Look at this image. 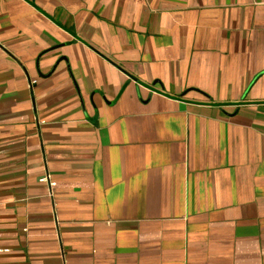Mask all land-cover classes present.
Instances as JSON below:
<instances>
[{
  "label": "crops",
  "instance_id": "obj_1",
  "mask_svg": "<svg viewBox=\"0 0 264 264\" xmlns=\"http://www.w3.org/2000/svg\"><path fill=\"white\" fill-rule=\"evenodd\" d=\"M0 248L264 264V0H0Z\"/></svg>",
  "mask_w": 264,
  "mask_h": 264
},
{
  "label": "built area",
  "instance_id": "obj_2",
  "mask_svg": "<svg viewBox=\"0 0 264 264\" xmlns=\"http://www.w3.org/2000/svg\"><path fill=\"white\" fill-rule=\"evenodd\" d=\"M32 83H34V81H31V84ZM41 182H45V183H47L48 184V186L50 187V188H53L54 186H55V183H54V181H52L48 176H45V177H42V178H40L39 179ZM50 193H52L51 191H50ZM7 249H1L0 248V252L1 251H6Z\"/></svg>",
  "mask_w": 264,
  "mask_h": 264
}]
</instances>
